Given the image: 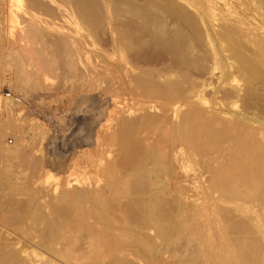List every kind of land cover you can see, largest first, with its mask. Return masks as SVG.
<instances>
[{
	"label": "bare ground",
	"instance_id": "6f19581e",
	"mask_svg": "<svg viewBox=\"0 0 264 264\" xmlns=\"http://www.w3.org/2000/svg\"><path fill=\"white\" fill-rule=\"evenodd\" d=\"M240 1V4L244 3L249 6V9H247L248 15L238 20L234 19L233 22L229 23L232 17L239 15L235 13V11L231 12V20L229 19L228 21L227 19L226 22L228 23H224L229 29L226 30L227 27L225 28L224 26L225 29L223 28L224 32L222 35L218 34L219 36L217 38H211L215 42L213 54L214 56L219 54L222 55L226 51L227 46L224 45L226 43L234 52L233 58L239 62V64L241 63L242 71L246 72L248 75H252L253 80L256 78L253 82H258L260 85L263 83L261 86L264 87V36H262L261 32L258 30H252V27L264 29V1ZM188 2H186V0H0V25L5 23L3 21L5 18V20L13 26L16 17H19V13L26 15L25 17H31L30 22L33 21L34 24L24 29V35L28 37V40L30 39L31 43H35L34 45H36V48L40 44L41 53L39 52V48H37L38 50L36 49L40 54L43 52L48 53L49 51L47 52L45 49L47 48V50H49L48 48L50 47V49L53 50H60L61 53L63 47H65V49L68 48L67 50L71 49V45L68 46V44L72 43L81 49L89 47L92 50L96 47V40L98 39L99 32L105 28L106 32L102 30V35L104 32V35L107 37L106 42L110 47L112 45V50L110 51L114 49L115 52H113V54L115 53L114 56L116 55L117 58L116 64L112 65L111 68L108 67L109 65H107V67L111 69L110 71L112 75L114 74L113 76L117 73L116 76H118L119 80L118 78L116 79L119 82L123 79L125 85L122 87L127 96L123 95L126 99L132 96L136 97L134 99L138 101L121 102L122 108L124 110L127 109L126 112L124 111L123 113H127L129 116H122L118 119L115 118V124L111 127L112 131H110V133L108 132L106 136L107 139L109 138L111 140L110 143L117 144L115 145V149L117 146L120 149L119 151L117 150V152L112 151V149L114 150V144H111L112 149L110 148L109 152L111 153L112 151L115 155L113 154L109 157V154V158L107 156L104 159L102 158L104 160L103 163L96 164L95 173L89 180L85 182L82 181V184H80L77 189L72 188L66 191V188V192L62 191V193L64 192L63 194H60V191L58 193L59 196L55 199H53L54 196L52 198L49 197V199L43 196V199H48L47 201L44 200V203L40 202L43 199L37 194L31 197L30 195H32V192L28 195L30 198L25 197L27 200L24 204L20 205L23 207L18 206L19 208L17 207L12 210L9 217H5L6 219L4 218L3 220L1 219V223L17 231L20 239L23 241H30V244L34 243V249L37 250L33 251L29 249L30 252L24 250V247L19 241L14 239L13 241L6 242L1 235L0 264H208V262L211 263L214 259H209L212 255H209V258L207 257L208 255H206L205 258V252H208V254L211 253V251H206V249L208 250L212 247L210 246L211 243H217V237L218 242L221 240L225 246L227 245L225 247V251L227 252L222 253L223 249L221 250V248L220 252L222 254L228 253V256H221L218 249L219 245H216L218 248H215L214 245L213 247L215 249L212 248V252L218 249L216 250L217 253H219L218 255L227 259L226 261L223 260L225 261L222 262L223 264H264V124L260 126V128L263 126V129L258 130L259 127L256 128L251 124L249 125V123L247 125L241 124L239 120L242 115H239L240 117H236L235 115L232 120H226V122L221 124L222 127L220 126V129H215L216 126L213 127L216 121H219L220 117L218 118L217 116L218 119H216L212 117V114H209L208 103L205 100V96H207L205 91L208 89L205 88L204 90V87L200 86L201 82L198 85L196 79L191 77L189 67H186L189 69L182 68H185V64L190 66L188 64H193V62L200 61V58L206 57L205 55L208 50L206 52L202 51L204 47L201 48V44L197 40L199 35H203L204 32V36L206 37L205 41L211 42L210 37L206 33L207 30L205 31L207 27L206 23H204L206 26H203L204 20L202 21V16L196 10L195 11L199 13V15L195 14V12H193L194 9L192 12L189 11L192 9L191 7L193 5L190 4L191 6L189 7ZM200 3L203 4L201 8L204 6L209 13L214 15V4L212 7L206 5L209 3V0H200ZM122 5H125V7L127 6V10H124L126 11V15L129 16H126L125 20L122 19L124 21V28L118 27L117 24V27L111 25L114 19L117 20V11ZM195 6L193 7L195 8ZM198 9L197 7V10ZM124 10H119L120 14L123 12V15L121 14L122 16H125ZM215 16L216 15L210 17L215 19L217 17ZM54 17H59L60 19L68 18V23H65L70 26L72 36H65V38H58V36H55L53 39L52 35L44 33L46 29L49 30L51 26L49 20L52 18L55 19ZM53 19L51 21H53ZM221 19L222 18L219 17L216 18L215 21L218 20V22H222ZM27 23L28 25L30 24L29 19ZM227 24H229L230 27ZM199 25H202V27ZM67 28L69 34V27ZM234 28L241 31L240 33L245 29H249L248 34L245 33L244 35L242 33L245 38L241 36L248 45V49L245 47L246 45H242V42L239 43V41L236 40L235 36L238 34L235 35V32L237 33L238 31H234ZM239 36L237 37L240 38ZM100 37L99 40H101ZM25 38L20 39L19 37L20 40ZM199 39L201 41V37H199ZM241 40L242 39H240V41ZM37 42L39 44H36ZM212 43L213 42L209 44ZM19 45L21 46V44ZM147 45L150 46V49L153 48V51L159 47L161 50L162 48L164 50L165 48L162 47L164 45H166V49L170 47V50L168 49L169 51H165L168 52V54L170 53L171 56L175 55V58L171 57L170 54L167 55L165 52L159 54L161 56L165 54V56H163L164 58L166 55L172 59L174 58L176 67L172 59L171 64H173L175 69L171 68V71L168 72L166 70L169 69V67L164 69L165 67L163 66V70L167 72L164 74L163 72L165 71L160 73L161 71L150 70L151 67L148 68L149 70L147 68L146 70H140L139 68H132L133 70H129L127 67L129 66L130 68V64L131 67H133L135 61V57L133 56L134 58H131L133 61L130 63L128 59V55L130 56L131 54L130 52L135 51V53H138L136 50L143 47H147L146 49L148 50ZM146 49H143L145 53L147 52ZM243 49L251 53L250 58H245L243 56L241 52ZM53 50L51 52H53ZM104 51L106 52V50ZM139 51L141 53V50ZM210 51L213 52L211 49ZM37 52L36 56L39 54H37ZM158 52L157 49L154 53L156 54ZM60 53H58L59 57L61 56ZM111 53L112 52H110V54ZM147 53L149 54V52ZM151 53L153 52H150V54ZM48 54L45 55L48 57ZM50 54L52 56L53 53ZM29 55L32 56V54ZM94 55L95 54H93V56ZM55 56H57V54ZM20 59H22V57ZM33 60H35V58ZM165 60L167 61L169 58L161 60L162 64ZM198 63H201L200 65L204 67L201 61ZM29 64L31 65V63ZM50 64L52 65L54 63ZM127 64L128 66L126 69L131 71L128 72L130 74L124 72L122 68L123 65L125 67ZM179 64H181L180 69L182 68L184 71L177 67ZM195 64L194 67L199 66L198 68H201V71H193L191 68V71L196 72L194 74L202 72V69L205 70V68L200 67L199 64L198 66ZM46 66L49 67V65ZM166 66L170 65L167 63ZM192 66L193 65H191V67ZM196 67L194 70L197 69ZM16 68L17 67H15V69ZM19 68L21 69L22 67ZM100 68L101 70L104 69V67ZM210 69L213 70L214 67ZM234 70L236 71V69ZM10 71L12 70L10 69ZM24 71L27 70L25 69ZM113 71L115 72L113 73ZM237 71L239 72L238 69ZM88 73H91V71L89 70ZM93 73L94 72L91 73L92 79L93 76H95V73ZM123 73L125 74L124 77ZM37 74L39 73L37 72ZM61 74L64 76L66 73ZM83 76L84 75H82V77ZM89 77L90 75H88V78ZM77 78L79 80L80 77ZM96 78L97 74L94 79ZM192 78L195 81H193ZM250 78L251 76H249V79ZM108 79L110 82L109 76ZM160 79H162V81H160ZM115 80L112 84H117ZM221 81L222 80H220V82ZM120 83L118 84L119 86L122 85ZM202 84L205 86L206 83L204 82ZM206 85L205 87H210V84ZM107 88L109 87H105L104 89L106 90ZM248 88L250 89L249 86ZM111 89L112 91L115 90H113V88H110V90ZM237 89L238 87L236 85L235 90ZM135 90L141 92L138 93V91ZM245 90L248 92L247 89ZM252 90L250 91L251 94L257 91L254 89L255 92H253ZM136 92L138 95L134 94ZM219 92L216 93L218 94ZM240 92L241 90L239 93H235L240 95ZM247 92L244 93L247 95L249 94V92ZM116 93L118 92H115V95L118 96ZM213 94L215 95V93ZM123 95L121 96L123 97ZM224 96L227 97V94L223 95V97ZM242 98L239 96V99ZM230 100L233 99L231 98ZM116 103L117 102L114 104ZM118 103H120V101ZM219 103L220 102H218V104ZM230 103V105L237 107L236 102ZM132 105H134V107H132ZM220 105L222 104L220 103ZM227 106L228 105H226V108ZM133 109L138 110L136 111ZM154 109L159 111H154ZM132 110L136 112L135 115L132 114ZM152 110L153 112H151ZM211 111L214 112L216 110L211 109ZM153 114L158 117H156V120L152 119ZM207 114L211 115V117H208ZM245 117L248 118L247 115L244 116V119ZM161 119H165L163 122L166 121L167 127L164 126L166 125L165 123H162L164 124L163 128L167 129H161V135L159 131L158 136L160 137L156 136L154 139L149 137V139H151L147 140V138H144V135H142L144 139L140 138V135L146 130L147 125L150 124L148 133H152L154 129H156L155 122L158 120L161 121ZM221 119H224V117H221ZM108 120L110 121L111 119ZM245 120L242 122L246 123L247 121ZM255 121L257 120L255 119ZM158 123L156 125L160 127ZM220 123L221 120L219 121V124ZM257 126H259V124ZM160 128L158 130H160ZM158 130H155V132H158ZM164 130H166V132H164ZM153 135L152 133V137ZM110 140L105 141L106 143L103 142L105 146L108 144L110 147L108 142ZM105 152L104 150V153ZM225 152L229 153L227 154L228 157L224 156ZM200 168L203 169V173L209 175L208 181H206L207 186L203 181V186L206 187L203 189L204 192L202 197H199L200 200L202 199L199 203H197L199 198L191 201L192 197L190 199V196L183 192L188 196L187 198L190 199L189 204V199L187 200L185 196L184 198L186 200L178 196L180 192L177 193V191L181 190L182 186H179L181 189L178 188L180 182L176 183V181L181 173H184L183 176H185L186 173L189 174V172L200 174L201 171L198 170ZM119 171H121L120 173L122 174H120ZM179 172L181 173L179 174ZM48 185L49 184H47L46 188ZM169 187L172 188V191L177 190V195L176 193H171L172 195L168 194V192L166 193L165 188ZM153 188L159 189V192L155 189L154 192ZM14 191L20 194L22 193L19 192L22 191V189ZM211 203L212 205L214 204L213 210L212 206H210L211 209L209 208L212 211L206 208V204L210 205ZM259 210L263 211L261 214L263 217H260V214L258 215L257 212H259ZM7 213L9 212H6V214ZM211 216H213L214 219ZM210 217L213 219L212 221ZM203 219L207 222H204L206 224L202 223ZM1 223V227H4ZM231 231L234 232L233 234H236L234 239H229L227 236H232V233H230ZM213 232L214 234L216 232L215 235H217L214 243ZM210 237L213 239H210ZM208 238V242L211 240L212 242H209V246H207L209 248L205 247V252L203 251L201 255L199 253L201 251L200 246L204 243L207 244ZM194 241H196V246L199 245V250L194 249ZM221 243L222 242L219 244ZM222 244L220 247H222ZM18 245H20V247L15 248V246ZM9 246L11 247L9 248ZM195 248H198V246ZM22 253L24 255H22ZM213 256L212 258H215V253ZM216 258L217 261H219L217 256ZM214 263L212 262V264ZM220 263L221 262H219V264ZM216 264H218V262Z\"/></svg>",
	"mask_w": 264,
	"mask_h": 264
},
{
	"label": "rangeland",
	"instance_id": "374dc122",
	"mask_svg": "<svg viewBox=\"0 0 264 264\" xmlns=\"http://www.w3.org/2000/svg\"><path fill=\"white\" fill-rule=\"evenodd\" d=\"M191 1H193L194 3ZM224 1L223 0H209V3L206 4V5L211 6V7L214 4L213 5V11L215 13L213 12V14L217 16V17L215 16L216 18H219V17L222 18L221 19L222 22L224 20V22L222 23V22H218V20L215 21L216 18L212 19V17H214V15L209 13V11L204 6H203V8H201V5H203V4L200 3V0L199 1L198 0L197 1L196 0L195 1L194 0H186V2H188V4H189V7L191 5H193V6L196 5L195 8L193 6L191 7L192 9L189 8L190 9L189 11L192 12L194 9L193 12H195V14L199 15V13H200V15L202 16V17L200 16L202 18V21L204 20L203 26L207 25L206 29H205V27H204V29H205V31L207 30L206 33L208 34L210 39L212 37L217 38L219 35L223 34L224 29L227 27L226 24H224V23H228V22H226L227 19H228V21H229V19L231 20V17H232L231 12L235 11V13H238L239 15L236 16L237 18L232 17V20L229 21V23L233 22L234 19L238 20V19H241V17L248 15L247 9H249V6L247 4L246 5L244 3L240 4L241 3L240 0H224ZM195 2H196V4H195ZM197 3L200 5V7ZM218 5H219V7H218ZM197 7L199 8L198 10H197ZM119 8H120L119 10H124V9L127 10L126 9L127 6L125 7V5L124 6L122 5ZM119 10L117 11V14H118L116 17L117 20L114 19V21L111 22V25H114L116 27L118 25V27L124 28V21L123 20H125L126 16H128V15H126V11L124 10L125 16H122L123 12H121V14H122L121 15ZM195 10L199 13H197ZM216 11L218 12V14ZM5 14H4V16H5ZM18 16L19 17L18 18L16 17V19L13 23V26H11L5 20V18L3 19V21L5 23H2L0 25V223H1V219L3 220L5 217L7 218L10 216V213L12 212L13 209L17 208L18 206L23 207L20 205L24 204V202L27 200V198H30L28 195H30L32 192L34 194L32 193V195H30L31 197H34L37 194L40 197H42V199L44 197L45 198L48 197V199H49V197L52 198L53 196H54L53 199H55L59 196L58 193L60 191H61L60 194H63L64 192L62 193V191H65L66 188H67L66 191H68L72 188L77 189V187L79 188L80 184H82V181L85 182V181L89 180L93 176V174L95 173L96 166H97L96 164H99L101 162L103 163V161H104L103 159L106 158V156L108 157L110 154L109 157H111V155L114 154V153H112V151L117 152V150L119 151V149H120L118 146L115 149V147H116L115 145H117V144L113 143L114 144V150H113L111 148V146L113 144L110 143L111 140L109 138L107 139L106 136L108 135V132L110 133V131H112L111 127H113L115 124L114 123L115 118L118 119L119 117H122V116L123 117L129 116V115H127V113H123L124 111L126 112L127 109L124 110L122 108L123 107L122 103H124V102L126 103L128 101L138 102V101H136L137 99H134L136 97L131 96L130 97L131 99L129 97H128V99H126L125 96H127V94L124 92V88L122 87L123 85H125L123 83V79L120 80V82H122V83H120L118 81L119 80L118 76H116L117 73L115 74V76H113L114 74L112 75V73L110 71L111 69H108V67L111 68L112 65L116 64L117 58H116V55L114 56L115 53L113 54V52H115V50L113 49V51H110V50H112V48H111L112 45L110 44L111 45V47H110L109 44L106 42L107 37H106V35H104V32L102 35V30H104L106 32L105 28L99 32L98 39L96 40V47H97V48L95 47L96 51H95V48H93L91 50V48H89V47H86L85 49H81L80 47H77L76 45H74L72 43L73 45L68 44V46L71 45L70 46L71 49L67 50L68 48L65 49V47H63V51H61V53H60V50L50 49L51 47L48 48L49 50H47V48H46L45 50L47 52L49 51L48 52L49 54L53 53L52 54L53 58H52L51 54L49 55L48 53H45V52L40 54L41 53L40 52L41 46L39 47L40 44L38 42L36 44H39L37 46V48H39L40 53L37 52L36 51V49H37L36 45H34L35 43H31L30 39L28 40V37H26L24 35L25 34L24 29L26 27H29L30 25L34 24L33 21H31L33 23L30 22L31 17L27 16L28 17L27 18V17H25L26 15H23L21 13H19ZM210 16H212V17H210ZM120 17H122V18H120ZM205 17H206V19H205ZM25 18H26V20H25ZM54 18L55 19L52 18L53 21H51L52 19L49 20V24L51 26H50L49 30L46 29V31H44V33H46L48 35H52L53 39L55 36L56 37L58 36V38H63V37L65 38V36L66 37L72 36V34L70 32V26L66 24V23H68V20H67L68 18L67 19L66 18L60 19L59 17H54ZM56 18L60 19V20H57ZM28 19H29V23H30L29 25L27 23ZM42 19H44V18H42ZM19 21L20 22L22 21L20 25H19V23H20ZM204 23H206V25ZM53 24H54V26H53ZM26 25H28V26H26ZM227 25L229 26V24H227ZM199 26L202 27V25H199ZM224 26H225V28H224ZM67 27H69V34H68V30H67L68 28ZM227 29H229V28L227 27L226 30ZM245 30L242 31V33L244 35H245V33L248 34L249 29H245ZM252 30H258L259 32H261L262 36H264L263 35L264 29L252 27ZM47 31H48V33H47ZM234 31H238L237 33L235 32V35L238 34L237 36L242 34V33H240L241 31L236 30V28H234ZM243 34L239 36L240 38H238L237 36H235V38H236V40L239 41V43L242 42L241 44L246 45L245 47H247L248 45L243 40V38H245V37H243ZM21 35H22V38H25V37L26 38L23 40H20V39H22ZM60 35H63V36H60ZM18 36L20 37V39ZM102 36H104V37H102ZM99 37L101 40H99ZM199 37H201V41H200ZM48 38H49V36H48ZM197 38H198L197 39L198 42L201 44L200 47L201 48L204 47L202 49V51H204V52H206L207 50L209 51V52L208 51L206 52L207 54L204 53V54H206L205 55L206 57H203L204 59L203 58L199 59L202 62V64H204V67L200 65L201 63L200 64L198 63L200 61H197V62H195L196 64L194 62H193V64H188L190 66H187V64H185L184 65L185 68L184 67H182V68L183 69H189L190 68L191 77L196 79V82L198 83V85L201 82L200 86L204 87V90H205V88L208 89V90H206L207 92L205 91V93L207 95V96H205V100L208 103V105H207L208 111H210L209 114H212V117H214L216 119H218L220 117L219 121L221 120L220 124H219V121L218 122L216 121V124H214L213 127L216 126L215 129L218 130L222 127L221 124L226 122V120H232V118H234L235 115H236V117H240L239 115H242L240 117V120H239V122L241 121V124L247 125L249 123V125L251 124V125L255 126L256 128L259 127L258 130L263 129V126L260 128L261 124H264V122H263L264 121V100H263V98H264V87L261 86V85H263V83H261V85H260V84H258V82L257 83L253 82V81H255L256 78H254V80H253L252 75H248L246 72L242 71L241 63L239 64V62H237L233 58L234 52H233L232 48H229V46L226 45V43L224 44L225 46H227L226 51L222 55L219 54V55L214 56L213 53H214V48H215V44H214L215 42L212 39H211V42H213L212 44H209V43H211L210 41H205L206 37L204 36V32H203V35H201V36L199 35ZM208 39H206V40H208ZM240 39H242L243 41L242 40L240 41ZM18 40H19V43H18ZM243 42H244V44H243ZM19 44H21L22 47ZM24 45H26V46H24ZM30 45H32V46H30ZM107 45H108V48H107ZM149 47L150 46H148V50L150 49ZM162 47L165 48L164 50L162 48L163 51L161 50L160 47L156 48L154 51L152 50L153 48H151L148 51L146 49L147 47H145V48L143 47V48L139 49V50H141V53L139 50H136V52L138 51V53H135V51L130 52L131 53L130 56L128 55V59L130 60V63H132L131 61H133V60H131V58L133 59L134 57H135L134 60L135 61L137 60L136 61L137 63L134 61V63H133L134 66L132 65L133 67H131V64L129 63L131 69L129 68L128 64L125 67L123 65L122 66L123 71L127 72V74H130L128 72H131L129 70H133L132 68H137V69L139 68L140 70H143V69L146 70V68L148 69L151 67L150 70L153 69V70H157L159 72L161 71L160 73H162V71H165V70H163V66L165 67L164 69H167L169 67V69H167L166 71H168V72L171 71L170 69L174 68L173 64H171V59H172L171 57L175 58V55L171 56V54L169 53L171 57H168L167 55H169V54L166 51H169L170 47H167L169 50L166 49V45H164ZM23 48H24V50H23ZM30 48H31V51H30ZM32 48H34V49H32ZM102 48L104 50H106V52ZM201 48H199V49H201ZM143 49H146V51L149 52V54L147 52L145 53V50L143 51ZM157 49L159 52L155 54L154 52H156ZM210 49L213 52H211ZM247 49H248V47H247ZM52 50H53V52H51ZM89 50H90V52H89ZM57 51H59V52H57ZM27 52H29V53H27ZM36 52H37V54L39 53L40 55L38 54L36 56ZM110 52H112V53L110 54ZM150 52H153V53L150 54ZM161 52H163V53L165 52L167 54L166 55L167 58L163 57V56H165V54H163V53H162L163 55L161 56L159 54ZM241 52L245 58L251 57V53L248 52L247 50L243 49ZM58 53L61 54L60 57H59ZM62 53H63V55H62ZM67 53L69 54V57H68ZM91 53H92V55H91ZM22 54H23V56H22ZM29 54H32V56ZM45 54L46 55L48 54V57ZM56 54L58 57L55 56ZM93 54H95V55L93 56ZM12 55H14V56H12ZM156 55H158V56H156ZM104 56H105V58H104ZM21 57H22V59H20ZM34 58H35V60H33ZM56 58H59V59H56ZM168 58L170 61L165 60V61H163V64H162L161 60L168 59ZM174 58L172 59V62L175 60ZM46 60L49 62H47ZM26 61H27V63H26ZM42 61H43V63H42ZM44 62H45V64H44ZM174 62H175L174 65L176 67V61H174ZM13 63H14V65H13ZM19 63H20V65H19ZM29 63H31V65ZM38 63H39V65H38ZM50 63H54V64L51 65ZM145 63H146V65H145ZM167 63L170 66H166ZM22 64H24V65H22ZM183 64H182V66H183ZM194 64L197 66L199 64L200 67L205 68V70L202 69L203 71L198 72L199 74L198 73L194 74L196 72H193V71H201V68H198L199 66L198 67L195 66L197 69L194 70V68H195ZM46 65H49V67ZM103 65H106V66H103ZM107 65H109V66L107 67ZM180 65L181 64H179L177 66L179 69H180ZM191 65H193V66L191 67ZM11 66H13V67H11ZM24 66H26V67H24ZM15 67H17V68L15 69ZM19 67H22V68L20 69ZM100 67H104V69L102 68L103 70H101ZM126 67L129 70L126 69ZM186 67H189V68H186ZM211 67L212 68L214 67V69L213 70L210 69ZM78 68H81V69H78ZM161 68H162V70H161ZM182 68L180 70H183ZM191 68L193 71H191ZM10 69L12 71H10ZM22 69H23V71H22ZM25 69L27 71H24ZM234 69H236V71L238 69L239 72L238 71L236 72ZM61 70H62V72H61ZM63 70H64V72H63ZM89 70L91 71V73L94 72L95 76L97 74L96 79H94L95 76H93V79H92L91 73H88ZM71 71H72V73H71ZM166 71L163 72V74L167 73ZM37 72L39 74H37ZM114 72L115 71H113V73ZM13 73L16 75H14ZM18 73H19V75H18ZM61 73H64V74L66 73V74L65 75L63 74L64 76H62ZM98 73H99V75H98ZM110 73L112 76L110 75ZM86 74L90 75V77L88 78V75H86ZM39 75H41V76H39ZM76 75H77V77H80V78L82 77V75H84V76L81 79L79 78V80H78ZM65 76H66V78H65ZM108 76L110 78V82H109ZM124 76H125V74L123 73V77ZM249 76H251L250 79H249ZM231 77H232V79H231ZM114 78L115 79L118 78V80L116 79L117 82ZM111 79H112V81H111ZM219 79L222 81L220 82ZM96 80H98V81H96ZM104 80H106V81H104ZM114 80H115V83H117V84H114V83L112 84V82H114ZM87 81L90 83H88ZM160 81H162V79H160ZM193 81H195V80L193 79ZM92 82H94V83H92ZM204 82L208 85L210 84V87H208V88L205 87V86H207L206 84H205V86H203L204 84H202V83H204ZM119 83L122 85L119 86L118 85ZM106 84H108L109 86ZM236 85L238 87L237 90L240 89L242 94L244 92H247L245 89L248 90L249 94L246 95V93H244L245 95L243 94V96H244L243 97L241 92H240V95H239L238 93L240 90L239 91L235 90ZM75 86H77V87H75ZM104 86L109 87V88H107L105 90ZM248 86L250 87L251 90L253 87V90H252L253 92H255L254 89L257 90L255 92L256 94L253 92H252L253 94H251L250 93L251 90L248 88ZM257 86L259 87V89ZM124 87H126V86H124ZM127 87H128V85H127ZM93 88H95V89H93ZM110 88H113V90L114 89L115 90L112 91V89L110 90ZM233 89L235 90V92H238L237 93L238 96L234 92ZM117 90H119V91H117ZM108 91H109V93H108ZM135 91H138V90H135ZM135 91H133V92H135ZM230 91H232L233 93ZM115 92H118L119 94L120 93L121 94L119 95L118 93H116L118 95V96H116ZM140 92L141 91H138V93H140ZM216 92H219V93L217 94ZM138 93L136 92L134 94L138 95ZM213 93H215V95ZM228 93L231 95H229ZM234 93L236 94V100H239V101L235 100V94ZM226 94H227V97L224 96L225 97L224 98L223 95H226ZM121 95H123V97ZM251 95L253 98L251 97ZM232 96H234V97H232ZM239 96L241 98L242 97L243 98L239 99ZM231 98L233 100H230ZM213 99H214V101H213ZM119 101H120V103L122 101H124V102H122L120 104V103H118ZM115 102H117V103L114 104ZM218 102H220L222 105H220V103L218 104ZM230 102H234V103L236 102L237 107L234 105H230L231 104ZM223 103H225V104H223ZM226 105H228L227 108H229V109L226 108ZM222 106H224L225 108ZM232 106H234V107H232ZM130 107H131V105H130ZM132 107H134V105H132ZM214 107H216V108H214ZM157 109H154V111H159ZM211 109H215L216 111L212 112ZM133 110H136V109H133ZM133 112H132V114L135 115L136 112L135 111H133ZM151 112H153V110ZM137 113H139V112H137ZM245 115H247V117H248V118L245 117V119H247V120L244 119ZM249 115L254 119H252ZM207 116L211 117V115H208V114H207ZM217 116H218V118H217ZM150 117H151V115H150ZM152 117H153L152 119H154V120H156L158 118L156 115L154 116V114L152 115ZM221 117L222 118L224 117L225 120L221 119ZM108 119H111V120L109 121ZM243 119L247 122L243 123L242 122V121H244ZM255 119L259 122L260 121H262V122L259 123V122L255 121ZM164 120L163 119H161V121L158 120L159 123H158V121L155 122L156 129H154V132H152L154 134L153 137H152L151 132L148 133V130H149L148 127L150 125L148 123L149 125L146 126L147 131L145 130L146 132L144 131V133L140 135V138L141 139L147 138V140H148L149 137H151L152 139H154L156 136L159 135L158 134L159 131H160V135H161V133H162L161 129H167V128H163L164 126L167 127V124L165 123L166 121L163 122ZM162 122L165 123L166 125H164ZM157 123L159 124L158 126H160L161 128L157 127V125H156ZM160 123H161V125H160ZM258 124H259V126H257ZM159 128H160V130H158ZM155 130H158V132L156 131L157 132L156 133ZM164 132H166V130H164ZM145 133H146V136H148V137L145 136ZM147 134H149V135H147ZM142 135H144V138L142 137ZM158 137H160V136H158ZM107 140H110V141H108L110 144V147L108 144H106V146H105V144L103 143ZM110 148L112 149L111 153L109 152ZM104 150L106 151L105 153H104ZM227 154H229V153L225 152L224 156L228 157ZM213 156H214V154H213ZM209 157L211 158L210 155H209ZM209 157H207V158H209ZM215 157H217V156H215ZM198 170L201 171L200 174L194 173V172H191V173L189 172V174L186 173L185 176H183L184 173L179 172V174L180 173L181 174H180L179 178L177 179L176 183L180 182L178 184V188H180L179 186L181 185L182 189L180 188L181 190H178V191L173 190L172 191V188L169 187V188H165V192L166 193L168 192V194H171V193L175 194L176 191H177V193L180 192L182 195L179 193L178 194L179 197H182L183 199H185L188 196H190L189 197L190 199L192 197L191 201H193L194 199L197 200L200 196L202 197L203 192H204L203 189H205L204 187L207 186L206 181H208L209 175L207 173H203L202 168H200ZM120 172L121 171H119V173ZM120 174H122V173H120ZM196 174H197V176H196ZM181 175H182V177H181ZM191 176H193V177H191ZM200 179H201V181H200ZM192 180H193V182H192ZM196 181H197V183H196ZM203 181H204V184L206 186H203ZM173 182H174V180H173ZM47 184H49L48 185L49 188L48 187L46 188ZM68 186H70V187H68ZM183 186H185V187H183ZM17 188L19 190L22 189V191H19V192H22L21 194L14 191V190H18ZM184 188H186V189H184ZM154 189L157 192H159V189L157 190L156 188H153L154 192H155ZM168 189H169V191H168ZM196 190H198V191H196ZM183 192L186 193L188 196L185 195ZM177 193H176V195H177ZM46 195H48V196H46ZM184 196H185V198H184ZM25 197H27V198H25ZM189 198H187V200ZM190 199L188 200L189 204H190ZM44 200L47 201L46 199H43L40 202L44 203L43 202ZM22 201H23V203H22ZM201 201H202V199L200 200V198H199L197 200V203H199ZM206 206H207L206 207L207 209H209L210 206H212V210H213L214 204L213 205H212V203L210 205L206 204ZM212 210H210V211H212ZM6 212H9V213H7L8 215L6 214ZM262 212L263 211H261V210H259V212H257L258 215L260 214L259 215L260 217L262 216L261 215ZM263 215H264V213H263ZM211 217L214 219L213 216H211ZM212 218L210 219L211 221L213 220ZM261 219H263V218H261ZM204 222H206L205 219H203L202 223H204ZM206 223H204V224H206ZM1 224H3V223H1ZM1 226L2 225H0V237L2 235L4 241L10 242V241H13L15 239V240L20 242V244L24 247V250H27L29 252H30L29 249H31L33 251L37 250V249L36 250L34 249L35 248L34 243L30 244L29 243L30 241L28 242L27 240L23 241L22 239H20L19 234L17 233L16 230L12 229L9 226H6L5 224H3V226L6 228L1 227ZM213 227H214V225H213ZM7 228H8V230H7ZM230 233H232V236L227 235L228 238L234 239L236 237V234H233L234 232H232V231ZM213 234H214V232H213ZM213 234H212V236H213ZM215 234H216V232H215ZM215 234L213 236L214 239L212 237H210V239H213V243H214V241L217 240V243L215 242L214 244H212L211 243L212 240H211L209 242L211 243L210 246H212V247H210V248L207 247V246H209V242H208L209 238H208L207 239L208 245L206 243H204L205 245L204 244L201 245L200 246L201 251L199 253L202 255L203 251L205 252V247L209 248L210 250L206 249V251H211V253L208 254V252H205L206 254L204 257L206 258V255H208L207 257L209 258L212 255L211 258H209V259H214V261L209 260V261H211V263L208 262V264H212V262L213 263L218 262V264H219V262H221L220 264H223L222 262H225L227 259L220 257V255H218L219 253H217L216 250L219 249V252H220L223 249L222 253H224V252L226 253L227 251H225V247L227 245L225 246L223 241H221L219 239L220 242H222L224 244L223 245L221 243L222 247H220L221 244H219L220 242H218V237L216 238L217 235H215ZM215 238H216V240H215ZM194 243H193L194 249L199 250V245H197L198 248H195V247H197L196 241H194ZM214 245H215V248H218V247L219 248L216 249L215 252H214V250L212 252V248H214L213 247ZM216 245H219V246L217 247ZM10 247L11 246H9V248ZM16 247L19 248L20 245L15 246V248ZM220 248H221V250H220ZM214 253H215V258H212V257H214L213 256ZM222 253H221V256L222 255L228 256V253L227 254H222ZM20 255H21V253H20ZM22 255H24V254L22 253ZM45 255H43V256H45ZM216 256L219 258V261H217ZM226 258H228V257H226ZM215 259H216V261H215ZM223 260H225V261H223ZM216 263H214V264H216Z\"/></svg>",
	"mask_w": 264,
	"mask_h": 264
}]
</instances>
